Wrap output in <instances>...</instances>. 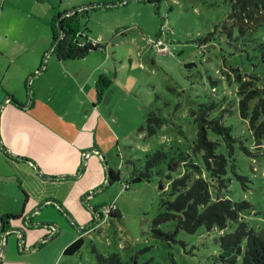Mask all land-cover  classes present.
Instances as JSON below:
<instances>
[{
	"label": "rangeland",
	"instance_id": "374dc122",
	"mask_svg": "<svg viewBox=\"0 0 264 264\" xmlns=\"http://www.w3.org/2000/svg\"><path fill=\"white\" fill-rule=\"evenodd\" d=\"M105 1L116 3L120 0ZM127 1L76 15L82 34L102 40L97 41L101 47L91 51L89 57L72 63V75L79 72L83 77L82 96H92V102L85 99L86 108L72 96V138L79 131L76 124L83 122L78 112L90 113L96 107L98 122L91 130L92 145L88 144L89 139L80 143L77 137L72 144V148L84 145L82 175L72 184V217L76 221L72 220L71 231L61 224L56 244L64 245L71 235L73 241L77 233L84 237L80 252L72 255V263L65 264L96 263L91 251L93 246L106 255L119 253L124 261H131L136 255L142 264H222L218 260V228L208 231L200 227L195 233L180 231L174 234L175 226L168 222L161 225V229L172 236H155L153 220L162 210V197H166L162 190L169 185L167 174L170 172L166 163L161 165L163 176L155 174L152 181L132 184L129 190L119 182L105 185V171L108 166L120 169L121 178L125 179L132 172L129 160L143 158L145 152L164 149L176 154L177 146L186 151L196 135L192 111H197L202 104L217 101L220 93L213 92L212 88L220 89L223 76L222 83L225 82V88L232 92L223 69L227 66L248 69L246 57L235 51L236 41L228 37L234 0ZM20 3H24L21 9H27L25 12L33 9L24 0ZM159 37L167 41L164 52L153 46ZM187 64L193 65L188 67ZM99 74L103 78L107 74V79L96 87L95 79L99 80ZM228 74L233 79V72ZM63 75L61 81L66 82V92L71 94L69 76ZM90 75L92 77L88 78ZM212 81L219 83L213 85ZM75 92L76 89L72 90V95ZM152 110L160 113L166 123L156 134L148 136L139 128ZM225 120L233 124L234 135L242 134L244 144L252 145L251 150H264V146L253 143L247 126L237 114H227ZM91 147L98 148L99 156L90 155ZM252 156L245 154L237 142L236 171L245 179L233 176L221 195L251 202L253 208L245 212V218L256 230H262L264 153ZM179 173L180 169L172 172L173 177ZM80 188L86 189L84 195L95 192L85 201L84 196L76 199L74 196L80 194ZM113 204L119 207L122 217L108 219L104 216L97 225L93 208L98 206L97 212L103 213L107 212L104 206ZM89 222L87 232L77 231L78 225ZM234 229L232 224L226 231ZM38 257L42 259L41 254H35L33 259L37 262ZM238 264H243L242 260Z\"/></svg>",
	"mask_w": 264,
	"mask_h": 264
},
{
	"label": "crops",
	"instance_id": "0c3cea01",
	"mask_svg": "<svg viewBox=\"0 0 264 264\" xmlns=\"http://www.w3.org/2000/svg\"><path fill=\"white\" fill-rule=\"evenodd\" d=\"M20 1L0 0V264L72 263V255L64 251L83 235L77 233L73 241L71 235L62 246L56 244V236L61 224L71 231L72 220L76 221L72 217V184L82 175L84 145L72 148V144L76 137L80 143L87 139L89 145L94 143L91 130L98 122V112L96 107L90 113L78 112L83 122L76 124L79 131L72 138V96L83 108L85 99L92 102V96H82L83 77L79 72L72 75V63L85 60L91 51L80 59L60 60L54 49L63 36L54 39L53 20L59 13L99 10L128 1L24 0L33 8L27 12ZM78 35L80 44L101 45L97 42L101 37ZM63 74L69 76L71 94L61 81ZM105 75L99 74V80L107 79ZM99 80L95 79L96 87ZM98 151L91 147L90 155ZM78 190L80 194L74 197L84 196V201L95 192L84 195L86 189ZM93 209L99 225L102 213L97 212L98 206ZM5 215L15 217L4 224ZM89 224L78 225L77 231L87 232ZM35 254L42 259L38 257L36 262Z\"/></svg>",
	"mask_w": 264,
	"mask_h": 264
},
{
	"label": "trees",
	"instance_id": "16d2710c",
	"mask_svg": "<svg viewBox=\"0 0 264 264\" xmlns=\"http://www.w3.org/2000/svg\"><path fill=\"white\" fill-rule=\"evenodd\" d=\"M78 13L79 11L73 14L64 12L54 17V39L59 37L62 30L65 33L54 49L60 60L80 59L101 47L98 43L78 42V34L81 33L80 21L76 16ZM230 20L232 26L228 29V37L236 41L235 51L246 57L248 65L247 70L240 66H227L223 69L232 92L225 88V82L222 83L223 76L220 89L215 91V87L212 88L213 92L220 93L217 101L202 104L197 111H192L196 135L186 151L177 146L176 154H170L164 149L145 152L143 158L129 160L132 172L125 179L121 178L120 169L109 167L108 185L119 182L125 190H129L132 184L152 181L155 174L163 176L165 173L161 165L166 163L170 172L167 174L169 185L168 189L162 190L166 197H162V210L153 220L152 230L155 236H172V233H165L161 229V225L168 222L174 224V234L180 231L195 233L200 227H205L208 231L218 228V260L222 264H238L239 260L243 264H264V229L256 230L245 218V212L252 210L253 204L247 200L237 201L221 195L233 176L245 179L236 171L237 142L249 156L256 157L264 153V150H251L252 145L246 146L242 134L234 135L233 124L230 120H225L227 114H237L247 126L253 143L264 146V0H234ZM191 65L193 64H187L188 67ZM227 71L233 72V79ZM102 80L104 79L100 78L99 82ZM218 83L212 81L213 85ZM165 123V118L152 110L139 131L152 136ZM179 169V175L173 177L172 172ZM10 217L15 216L5 215L2 222L7 224ZM121 217L122 213L118 212L117 207L108 214V219ZM232 224L235 229L227 232L226 229ZM83 245L84 237L81 236L64 252L76 255ZM91 251L96 258L94 264H142L138 262L136 255L131 261H124L119 253L106 255L95 246Z\"/></svg>",
	"mask_w": 264,
	"mask_h": 264
},
{
	"label": "built area",
	"instance_id": "2783aa9c",
	"mask_svg": "<svg viewBox=\"0 0 264 264\" xmlns=\"http://www.w3.org/2000/svg\"><path fill=\"white\" fill-rule=\"evenodd\" d=\"M153 46L159 51V52H164L167 50V41L161 39L160 37L154 41ZM117 207L116 204L110 205V206H104V208H106L107 212H103L102 215L103 216H108V214L110 213L111 210H115ZM107 215H106V214Z\"/></svg>",
	"mask_w": 264,
	"mask_h": 264
},
{
	"label": "water",
	"instance_id": "95a60500",
	"mask_svg": "<svg viewBox=\"0 0 264 264\" xmlns=\"http://www.w3.org/2000/svg\"><path fill=\"white\" fill-rule=\"evenodd\" d=\"M61 34H62V36H64L65 33L63 30L61 31ZM107 173H108V171H107ZM23 235H24V233H22V237H23Z\"/></svg>",
	"mask_w": 264,
	"mask_h": 264
},
{
	"label": "flooded vegetation",
	"instance_id": "af4514ba",
	"mask_svg": "<svg viewBox=\"0 0 264 264\" xmlns=\"http://www.w3.org/2000/svg\"><path fill=\"white\" fill-rule=\"evenodd\" d=\"M103 216V215H102ZM103 218H104V216H103Z\"/></svg>",
	"mask_w": 264,
	"mask_h": 264
}]
</instances>
